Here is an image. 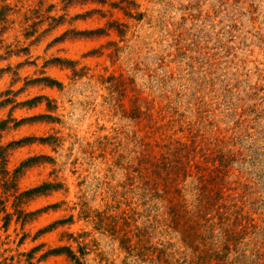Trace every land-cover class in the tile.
Masks as SVG:
<instances>
[{
	"label": "rangeland",
	"instance_id": "1",
	"mask_svg": "<svg viewBox=\"0 0 264 264\" xmlns=\"http://www.w3.org/2000/svg\"><path fill=\"white\" fill-rule=\"evenodd\" d=\"M0 264H264V0H0Z\"/></svg>",
	"mask_w": 264,
	"mask_h": 264
}]
</instances>
